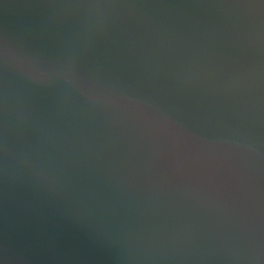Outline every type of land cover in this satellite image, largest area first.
I'll return each instance as SVG.
<instances>
[{"label": "water", "instance_id": "95a60500", "mask_svg": "<svg viewBox=\"0 0 264 264\" xmlns=\"http://www.w3.org/2000/svg\"><path fill=\"white\" fill-rule=\"evenodd\" d=\"M0 264H264V0H0Z\"/></svg>", "mask_w": 264, "mask_h": 264}]
</instances>
